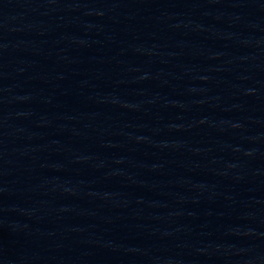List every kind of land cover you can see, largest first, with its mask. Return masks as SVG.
Returning <instances> with one entry per match:
<instances>
[{
	"label": "water",
	"instance_id": "95a60500",
	"mask_svg": "<svg viewBox=\"0 0 264 264\" xmlns=\"http://www.w3.org/2000/svg\"><path fill=\"white\" fill-rule=\"evenodd\" d=\"M0 264H264V0H0Z\"/></svg>",
	"mask_w": 264,
	"mask_h": 264
}]
</instances>
